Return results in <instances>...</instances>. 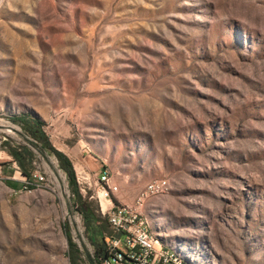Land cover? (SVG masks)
Wrapping results in <instances>:
<instances>
[{
  "label": "rangeland",
  "instance_id": "rangeland-1",
  "mask_svg": "<svg viewBox=\"0 0 264 264\" xmlns=\"http://www.w3.org/2000/svg\"><path fill=\"white\" fill-rule=\"evenodd\" d=\"M23 116L89 178L78 186L105 233L102 172L125 204L166 180L141 212L169 248L264 264V0H0V123L21 128L0 149V264H90L68 176ZM17 146L41 187H8L28 180Z\"/></svg>",
  "mask_w": 264,
  "mask_h": 264
},
{
  "label": "built area",
  "instance_id": "built-area-1",
  "mask_svg": "<svg viewBox=\"0 0 264 264\" xmlns=\"http://www.w3.org/2000/svg\"><path fill=\"white\" fill-rule=\"evenodd\" d=\"M20 131V127L0 123V149L8 150L13 136ZM34 179V183L26 182L23 188H29L28 185L41 187L46 181L41 174H35ZM76 179L78 184H85L89 178L86 174L80 177L78 173ZM165 183L166 180L149 183L133 204L115 203L114 198L120 193L119 186L112 181L108 171L102 172L95 193L100 202L101 213L108 220L110 232L103 236L104 256L96 258L93 253L92 264H179L167 256L156 241L149 238V228L145 225L141 212L142 200L149 198L154 191L165 190ZM103 201H109L110 207L103 208Z\"/></svg>",
  "mask_w": 264,
  "mask_h": 264
},
{
  "label": "trees",
  "instance_id": "trees-1",
  "mask_svg": "<svg viewBox=\"0 0 264 264\" xmlns=\"http://www.w3.org/2000/svg\"><path fill=\"white\" fill-rule=\"evenodd\" d=\"M18 121L22 124L24 130L31 136V138H33V141H31L30 145L36 148L41 154L50 152L58 159L61 169H63L68 176L69 185L76 198L75 200L78 206V211L84 217L85 225L89 232L91 242L95 247L94 256L96 258L103 257L104 248L102 246V240L105 234V230H107V227L102 226L101 224L98 223L100 222V219L97 217L95 212L91 210L90 203H88L87 200H84V197L80 192V188L78 186L75 171L71 161L64 153L58 151L52 146L48 136L43 130L42 121H40L39 119L32 118L30 116H23ZM9 154L19 164L20 168L22 169L21 170L22 175L28 179L27 182L31 183L32 174L27 169L26 166L27 164L33 163V160L35 159L36 156L35 153L28 146H17L10 148ZM9 185L15 189L21 186L18 183L17 184L11 183ZM28 187L29 189H33V186L31 185H28ZM99 240H101V243H99ZM162 241L164 242L163 239ZM72 262L73 264H77L75 260H73ZM92 263H93V258L91 257L90 264Z\"/></svg>",
  "mask_w": 264,
  "mask_h": 264
},
{
  "label": "bare ground",
  "instance_id": "bare-ground-1",
  "mask_svg": "<svg viewBox=\"0 0 264 264\" xmlns=\"http://www.w3.org/2000/svg\"><path fill=\"white\" fill-rule=\"evenodd\" d=\"M165 181V180H164ZM167 183V181H166ZM149 185V184H148ZM163 192V190H157L154 191L149 198L151 197H156L161 195V193ZM147 198V199H149ZM142 200V206L144 204V202L147 200ZM144 221H145V225L149 228V238L153 239L154 241H156L158 243V247L167 255L169 256L174 262L179 263V264H191L190 261L183 257L181 255V253L179 254L178 252L174 251L173 249L169 248L161 239V236L157 233H155V231L151 228L149 220L147 219V217L143 216Z\"/></svg>",
  "mask_w": 264,
  "mask_h": 264
},
{
  "label": "crops",
  "instance_id": "crops-1",
  "mask_svg": "<svg viewBox=\"0 0 264 264\" xmlns=\"http://www.w3.org/2000/svg\"><path fill=\"white\" fill-rule=\"evenodd\" d=\"M26 182H27L26 180H20L18 184H20V185H22V186L24 187V184H25ZM8 187H9L10 189H12V190H15V189H14L13 187H11L10 185H8ZM116 200H117L116 203L121 202V199H119V198H118V199L116 198ZM121 203H122V202H121ZM123 204H125V203H123Z\"/></svg>",
  "mask_w": 264,
  "mask_h": 264
}]
</instances>
